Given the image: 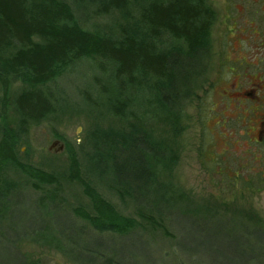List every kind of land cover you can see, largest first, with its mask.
Instances as JSON below:
<instances>
[{
	"label": "rangeland",
	"instance_id": "obj_1",
	"mask_svg": "<svg viewBox=\"0 0 264 264\" xmlns=\"http://www.w3.org/2000/svg\"><path fill=\"white\" fill-rule=\"evenodd\" d=\"M149 1L131 0L124 9L99 14L96 3L85 0L74 10L84 28L116 34L122 26L141 29L135 20ZM202 1L215 17L204 40L202 69L178 110L158 104L146 79V87L129 91L125 116L113 115L116 85L108 63L97 57L74 62L43 88L53 110L38 122L21 125L13 104L20 83L11 85L5 102L0 89V129L16 160L59 184L54 191L15 165L0 163V264H83L68 251L67 236L97 242L110 264H264V142L252 141L253 114L241 110L251 102L243 105L220 91L243 66L222 59L224 2ZM156 43L161 51L189 50L184 39L164 36ZM132 130L155 151L145 162L151 185L135 197L122 194L127 187L114 179L105 157L100 167L95 163L96 133L127 139ZM70 159L82 180L140 226L128 235L102 233L78 217L77 210L92 214L91 204L69 179ZM46 192L55 197V209L41 201Z\"/></svg>",
	"mask_w": 264,
	"mask_h": 264
},
{
	"label": "trees",
	"instance_id": "obj_2",
	"mask_svg": "<svg viewBox=\"0 0 264 264\" xmlns=\"http://www.w3.org/2000/svg\"><path fill=\"white\" fill-rule=\"evenodd\" d=\"M83 1L0 0V89L5 102L11 85L20 83L21 90L13 104L20 115L21 125L27 121L38 122L52 112L50 98L43 88L71 64L88 57L100 58L109 65L118 98L112 103L113 115L125 116L128 94L146 87V79L152 81L151 88L147 87L158 104L168 112L178 110L202 69V52L205 51L204 40L209 31L212 9L202 0H150L141 7L135 20L141 29L122 26L116 34H106L90 31L81 25L80 13L74 10V5ZM86 1L96 3L99 14L124 9L131 2ZM164 36L184 39L189 45L188 52L161 51L156 42ZM136 131L132 130L127 139L111 133H96L100 150L94 145L97 166L100 167L105 157L114 179L127 187L122 194L130 197L138 196L151 185L152 175L145 162L155 152L149 146L151 141ZM5 137H2L0 146V163L13 164L37 184L51 186L56 191L59 184L55 176L17 161L11 140ZM69 164V179L81 185L91 204L92 214L77 210L74 213L78 217L102 233L128 235L140 226L135 218L120 215L80 178L79 166L74 159H70ZM41 186L35 187L41 189ZM41 201L51 208L57 207L52 193L46 192ZM65 241L70 244L68 251L74 252L75 261L110 264L111 260L100 252L97 242H81L71 236ZM89 243L96 245L90 248ZM79 253L92 258L81 260Z\"/></svg>",
	"mask_w": 264,
	"mask_h": 264
},
{
	"label": "flooded vegetation",
	"instance_id": "obj_3",
	"mask_svg": "<svg viewBox=\"0 0 264 264\" xmlns=\"http://www.w3.org/2000/svg\"><path fill=\"white\" fill-rule=\"evenodd\" d=\"M220 1L225 7L221 20L222 59L243 66L226 77L220 91L235 102H251L241 110L253 114L252 136L256 138L252 141L264 142V0H234L233 8L228 6L230 0ZM211 16L209 30L215 17L213 10ZM2 135L0 129V146Z\"/></svg>",
	"mask_w": 264,
	"mask_h": 264
}]
</instances>
